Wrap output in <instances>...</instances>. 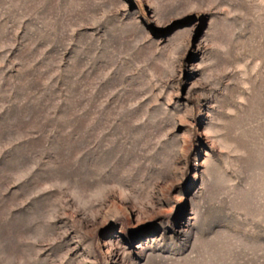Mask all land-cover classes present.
Instances as JSON below:
<instances>
[{"label":"rangeland","instance_id":"1","mask_svg":"<svg viewBox=\"0 0 264 264\" xmlns=\"http://www.w3.org/2000/svg\"><path fill=\"white\" fill-rule=\"evenodd\" d=\"M0 264H264V0H0Z\"/></svg>","mask_w":264,"mask_h":264}]
</instances>
